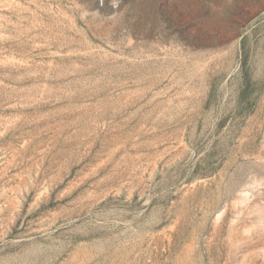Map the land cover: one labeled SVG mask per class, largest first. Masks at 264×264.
<instances>
[{"label":"rangeland","instance_id":"1","mask_svg":"<svg viewBox=\"0 0 264 264\" xmlns=\"http://www.w3.org/2000/svg\"><path fill=\"white\" fill-rule=\"evenodd\" d=\"M0 264H264V0H0Z\"/></svg>","mask_w":264,"mask_h":264}]
</instances>
